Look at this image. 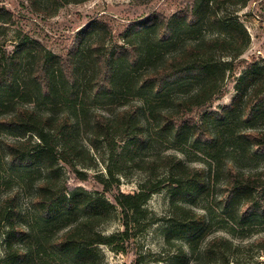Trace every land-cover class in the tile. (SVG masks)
I'll return each instance as SVG.
<instances>
[{
  "label": "trees",
  "instance_id": "16d2710c",
  "mask_svg": "<svg viewBox=\"0 0 264 264\" xmlns=\"http://www.w3.org/2000/svg\"><path fill=\"white\" fill-rule=\"evenodd\" d=\"M82 1L28 0L45 16ZM249 1L190 0L172 14L132 22L123 44L108 24L94 19L64 54L25 35L0 45V135L6 136L0 153L22 179L38 174L28 225L19 222L17 191L0 199V224L7 227L0 264H101L100 245L128 252L159 220L146 205L165 189L167 255L156 259L232 263L237 245L225 221L244 226L264 218V163L250 164L264 157V127L256 124L264 121V67L241 58L251 36L242 21L223 12L227 4ZM12 22L13 12L0 6V39ZM92 33L94 40L84 46ZM229 81L236 91L232 102L210 109ZM157 135L190 138L207 161L195 162L183 151L148 152L143 146ZM101 149L106 158H99ZM99 160L106 175L92 176L103 191L69 194L63 168L88 179L91 172L83 168H95ZM123 162L145 173L136 191L120 188ZM221 171V206H190ZM2 172L0 163V177ZM115 218L122 228L99 229ZM255 242L264 249V236ZM135 255L134 264H142L144 255Z\"/></svg>",
  "mask_w": 264,
  "mask_h": 264
},
{
  "label": "rangeland",
  "instance_id": "374dc122",
  "mask_svg": "<svg viewBox=\"0 0 264 264\" xmlns=\"http://www.w3.org/2000/svg\"><path fill=\"white\" fill-rule=\"evenodd\" d=\"M190 0H86L82 2H70L61 6L58 11L51 16H45L33 10L28 0H0V6H4L13 12V22L9 25L6 34L1 36L0 45H11L22 35L30 39L39 40L43 45L55 54L66 53L79 29L94 19L102 20L110 27L114 40L123 44V34L125 29L134 21H140L152 13L160 12L168 15L184 7ZM223 12L232 17H237L247 27L251 36V43L242 55V59L256 61L264 67V0H250L246 5L227 4ZM150 32V30H148ZM95 38L92 33L84 38V46L91 43ZM240 67L239 71H243ZM234 82H228L225 93L220 97L210 109L220 110L230 104L235 96ZM257 126L264 127V121L256 123ZM84 137L85 133H81ZM1 140L6 136H1ZM189 138V137H187ZM186 142V137L173 141L171 138H164L157 135L151 143L143 146L148 152L152 151H175L185 152L186 156L195 162H206L195 150ZM99 158H106L104 149H101ZM252 160L250 164L257 165L264 163V157L260 161ZM0 163L3 165V172L0 177V199L10 193L17 191L20 216L19 222L28 225V214L32 212V196L35 192V182L38 174H28V179H22V174L16 172L10 165H7L3 154L0 153ZM95 168H83L91 172L88 179H81L67 167L63 168L62 180L67 183L69 194L85 191L88 193L102 192L103 186L93 176L95 172H104V163L99 160ZM203 164V163H196ZM215 167V166H214ZM122 171L119 174L120 188L125 192L136 191L139 184L145 178V173L136 169L129 162H123ZM218 171V169H217ZM161 174V173H160ZM222 171L219 177L213 175L204 194L195 197L189 205L205 210L207 207L214 209L221 206L219 194L221 191ZM113 201L112 194H108ZM170 195L168 189L154 194L148 201L146 207L149 213L158 216L157 223L149 225L145 232L136 237V245L128 252H118L107 245H100L101 264H134L135 252L142 253V264H165L156 258H163L166 254V246L162 229L168 218ZM238 202L234 205L236 209ZM224 227L228 228L237 248L231 253V264H264V249L255 240L264 236V218L253 224L236 226L232 221H225ZM122 228L119 218L111 219L101 225L99 229L104 233H111ZM7 227L0 224V258L5 253V234ZM190 262V260H189Z\"/></svg>",
  "mask_w": 264,
  "mask_h": 264
}]
</instances>
